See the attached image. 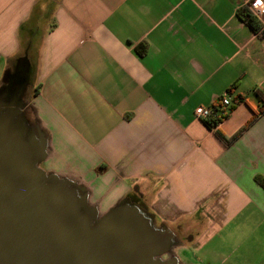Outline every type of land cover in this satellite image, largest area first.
<instances>
[{
	"label": "crops",
	"instance_id": "crops-1",
	"mask_svg": "<svg viewBox=\"0 0 264 264\" xmlns=\"http://www.w3.org/2000/svg\"><path fill=\"white\" fill-rule=\"evenodd\" d=\"M251 1L0 0V130L37 146L92 224L142 209L178 223L148 218L163 264H264V37L238 16ZM214 105L228 117L210 130L195 111Z\"/></svg>",
	"mask_w": 264,
	"mask_h": 264
},
{
	"label": "water",
	"instance_id": "water-1",
	"mask_svg": "<svg viewBox=\"0 0 264 264\" xmlns=\"http://www.w3.org/2000/svg\"><path fill=\"white\" fill-rule=\"evenodd\" d=\"M0 131V264H153L165 249L166 234H142L132 216L92 227L68 186L37 168V146Z\"/></svg>",
	"mask_w": 264,
	"mask_h": 264
},
{
	"label": "trees",
	"instance_id": "trees-1",
	"mask_svg": "<svg viewBox=\"0 0 264 264\" xmlns=\"http://www.w3.org/2000/svg\"><path fill=\"white\" fill-rule=\"evenodd\" d=\"M238 16L239 18L248 26H250L254 33H258L260 30V24L259 22L253 17V15L251 14V12L249 11V9L247 7H244L242 9L239 10L238 12ZM21 31V35L23 36L25 33V26L23 25L20 29ZM144 54V53H143ZM236 88V84H234L232 86V88H230L228 90V92H226V94L230 97L231 96V91L233 89ZM255 94L257 95V97L264 102V93L260 90H255ZM222 99L221 98V103H222ZM232 100V99H231ZM234 102L236 104H240V103H246L245 98L242 95H238L235 99ZM233 103V100H232ZM232 105V104H231ZM223 106V104H222ZM226 107V106H225ZM213 109V115L206 120H203L204 124L207 126L208 129L210 130H216L218 125L224 121L225 119H227L228 114L223 113L221 115L218 114V109L217 107L214 105L212 107ZM233 110V107L230 109V112ZM264 110V106L262 107V111ZM229 112V113H230ZM257 118V115L255 116V118L250 121L246 126H244L243 128L239 129L237 132H235L230 138H226L224 137L220 132H216L217 137L221 140V142L225 145H230L231 143H233L236 139H238V137H240V135L243 133V131L247 128V126L251 125ZM256 182L260 185H262L264 187V177L262 176H257L255 178Z\"/></svg>",
	"mask_w": 264,
	"mask_h": 264
},
{
	"label": "rangeland",
	"instance_id": "rangeland-1",
	"mask_svg": "<svg viewBox=\"0 0 264 264\" xmlns=\"http://www.w3.org/2000/svg\"><path fill=\"white\" fill-rule=\"evenodd\" d=\"M11 76L8 77V80L10 79ZM8 83H9V81H8ZM25 83H26V86L27 85H30V82L29 81H27ZM27 88H28V86H27ZM33 89H34V87L29 88L28 90H25V91H28L27 93H29ZM0 133H1V131H0ZM140 205L142 207L145 206V209L147 211L150 210L148 208L149 207L148 206V202L143 201L142 203H140ZM139 212L142 215L141 217H144L142 220H146L147 222H146V224L144 222H141V221H139V223L138 222L137 223H133V227H135V229H138L142 234H145V235H153L154 232L160 228V227H158L160 225H163L164 227L165 226H168L169 228L171 227V229H173L174 231L177 230L178 223H175V224H167L166 222H163L162 218H159V217H156L155 218L154 215H150L147 212L145 213L143 211V209L141 211H139ZM149 217H151V221L153 223L155 222V225H158L157 227L156 226H153V228H149L150 227V223H149V220H148ZM182 221H184L186 223L187 221L190 222V221H194V220H193V218H190L188 220L187 219L180 220V222H182ZM91 226L92 227L93 226L96 227L97 225L96 224H93ZM189 234H191V232H189V233H182L181 234V238H182V240H183L184 243L187 241V238H188ZM173 258H174L173 251L170 250V249H168L167 251H160V252L154 254L151 257V261H152L153 264H163L167 260H173ZM175 264H179V263H175Z\"/></svg>",
	"mask_w": 264,
	"mask_h": 264
},
{
	"label": "built area",
	"instance_id": "built-area-1",
	"mask_svg": "<svg viewBox=\"0 0 264 264\" xmlns=\"http://www.w3.org/2000/svg\"><path fill=\"white\" fill-rule=\"evenodd\" d=\"M247 8L260 24V30L258 33H256V35L264 37V1L253 0L247 4ZM222 97L223 106H231V97H229L226 93ZM195 114L198 118L206 120L213 115V109L211 107H199L196 109Z\"/></svg>",
	"mask_w": 264,
	"mask_h": 264
},
{
	"label": "flooded vegetation",
	"instance_id": "flooded-vegetation-1",
	"mask_svg": "<svg viewBox=\"0 0 264 264\" xmlns=\"http://www.w3.org/2000/svg\"><path fill=\"white\" fill-rule=\"evenodd\" d=\"M135 210H136V208H135ZM114 219H115V220L118 219L119 221H124V222H125V220H126L125 217H120V218L117 217V218H114ZM157 234H158V235H157L156 237L158 238V240H160L161 242L164 241V235H165V234H164V233L161 234L160 231L157 232ZM165 237H166V236H165Z\"/></svg>",
	"mask_w": 264,
	"mask_h": 264
}]
</instances>
